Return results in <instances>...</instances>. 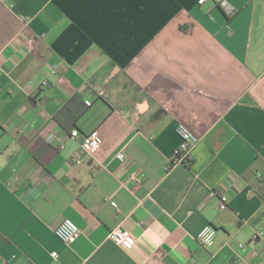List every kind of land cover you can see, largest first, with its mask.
<instances>
[{
    "label": "crops",
    "instance_id": "1",
    "mask_svg": "<svg viewBox=\"0 0 264 264\" xmlns=\"http://www.w3.org/2000/svg\"><path fill=\"white\" fill-rule=\"evenodd\" d=\"M226 1L0 0V264H264V0Z\"/></svg>",
    "mask_w": 264,
    "mask_h": 264
},
{
    "label": "built area",
    "instance_id": "2",
    "mask_svg": "<svg viewBox=\"0 0 264 264\" xmlns=\"http://www.w3.org/2000/svg\"><path fill=\"white\" fill-rule=\"evenodd\" d=\"M208 1H213L224 10V12L229 16L233 17L236 14V11L231 7L226 0H199V4L202 5ZM57 69L54 71L56 73ZM106 92V87L98 91V95L103 97ZM177 134L179 136L180 142L173 151V156L168 162L166 169L171 170L174 166L178 164H188L191 160V153L194 147L199 143V138L195 133L184 124H180L177 127ZM71 137L74 139H79L81 137L80 132L75 129L71 132ZM53 137L49 138L51 142ZM80 151L78 156H75L73 160L76 163H80V156L82 154H93L96 150L100 148L101 140L98 130H94L89 134H86L80 138ZM117 158L124 162L126 160V155L124 152H120L117 155ZM258 180L264 185V174L262 172H257ZM217 193V192H216ZM228 208L225 197L220 204V210H225ZM56 236L66 245H71L75 243L81 236L82 231L80 227L71 219H65L55 230ZM108 238L113 241L115 244L129 250L134 247L136 244V239L133 234L123 229L121 226H117L110 230ZM199 243L205 248H211L214 246L217 239V230L212 225H207L199 233L197 237ZM254 240H264V227L259 228L255 235ZM54 257H57V254H53Z\"/></svg>",
    "mask_w": 264,
    "mask_h": 264
}]
</instances>
